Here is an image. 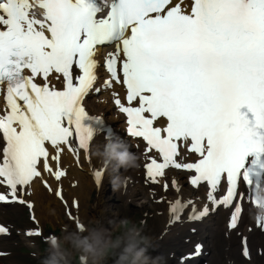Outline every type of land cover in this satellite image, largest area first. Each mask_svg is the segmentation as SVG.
<instances>
[{
	"label": "snow or ice",
	"instance_id": "1",
	"mask_svg": "<svg viewBox=\"0 0 264 264\" xmlns=\"http://www.w3.org/2000/svg\"><path fill=\"white\" fill-rule=\"evenodd\" d=\"M116 85L126 89L127 106L112 93L126 131L145 143L146 182L173 168L194 190L207 188L202 211L191 198L169 202L170 223L189 204V220L223 207L236 230L264 180V0H0V203L30 209L28 236L43 233L25 197L37 179L52 191L45 173L66 176L63 152L78 165L83 154L101 182L106 164L93 163L90 142L103 119L84 101ZM172 187L180 192L175 179Z\"/></svg>",
	"mask_w": 264,
	"mask_h": 264
},
{
	"label": "clouds",
	"instance_id": "2",
	"mask_svg": "<svg viewBox=\"0 0 264 264\" xmlns=\"http://www.w3.org/2000/svg\"><path fill=\"white\" fill-rule=\"evenodd\" d=\"M93 156L111 167L114 192L126 193L129 177L119 169L139 167L141 155L133 152L121 138L106 139L92 147ZM252 218L264 222V202H257ZM94 218L79 222L75 230L65 229L60 236L47 239V258L41 264H162L163 258L150 255L151 239L130 218L107 221Z\"/></svg>",
	"mask_w": 264,
	"mask_h": 264
},
{
	"label": "rangeland",
	"instance_id": "3",
	"mask_svg": "<svg viewBox=\"0 0 264 264\" xmlns=\"http://www.w3.org/2000/svg\"><path fill=\"white\" fill-rule=\"evenodd\" d=\"M111 194L112 193H108L105 195L104 193L102 194V197L106 198L105 202L107 203V205H109L108 210L114 212V215L106 218V220L103 222L104 226L109 227L107 223L108 220L128 217L138 228H142L144 234L151 239V247L149 251L152 257H162V264H181V260L178 258V254L182 253V251L190 245V241L186 240L185 242L180 243L177 240L183 239V237L188 235L189 233L182 232V235H170L169 233L165 232V234L161 226L162 221H160L161 213L159 210L156 211L148 203H142L136 206L129 205L127 211L124 213L122 212V208L126 205V197L122 196L120 193H116L115 196L112 197L114 200H112ZM17 213V217L12 215L11 218H9L8 216H6V219L12 222L14 226H17L19 222H22V220H26V214L22 207H17ZM44 216L48 217V220L43 223L45 224V228L42 227L44 232L47 231L46 226H48L47 229L55 231L57 236H60L65 229L73 230L72 222L64 217L61 210L56 211L55 214L47 212ZM16 219H19V222ZM89 220L92 219L89 218ZM200 227L201 224L193 229L197 230L194 231L197 236H199ZM204 232H206V230ZM221 235H224L222 231L220 232V234L215 232L210 233V237L207 238L206 245H209L211 248V257H208V255H206L205 258L201 259L198 264H225L219 248L217 246L213 247L215 245L214 242L217 241V239L220 238L221 240H223V238H221ZM16 240H18L19 242L27 241L26 239L19 238H17ZM34 244L40 246V251L38 252H41L43 245H45L39 238L35 239ZM262 253L264 256V247H262ZM35 257L36 258L33 264H41L39 262L38 255H35ZM259 258L264 262L262 254L259 255ZM184 264H192V261H188L185 259Z\"/></svg>",
	"mask_w": 264,
	"mask_h": 264
},
{
	"label": "bare ground",
	"instance_id": "4",
	"mask_svg": "<svg viewBox=\"0 0 264 264\" xmlns=\"http://www.w3.org/2000/svg\"><path fill=\"white\" fill-rule=\"evenodd\" d=\"M73 176L76 177L75 185L69 186L68 181L63 180L64 186L58 187L60 189L61 195L62 196L64 195L65 199L67 198L70 199V196L72 194H79L80 192H82L86 197L89 191L93 190L90 177L84 172L75 173ZM41 190H43L41 185H39L37 181H34L30 189L31 195L25 197L27 200H31L33 211L36 217L42 215V212H46V207L49 208L46 199L42 198ZM103 191H104L103 188H99L95 192V196L92 201L93 207L92 209H90V211L87 210V205L85 200L79 201L78 207L80 208L81 216H86L88 219L98 218L101 219L102 222H104L106 218H109L110 216L114 215V212L108 210L109 205H107V203L105 202L106 198L102 197ZM52 193L53 192H51L52 197L55 200H57ZM139 198L140 197H135L134 200L139 201ZM252 212H254V210H250V209H247L246 211L243 212L239 229H240V236L248 235V240L251 246L254 248L258 244L259 245L262 243L264 244V233H260L258 231L259 230L258 221L252 218L251 215ZM212 214L213 215L209 216L203 222L202 228L201 230H199V233H201V235H203L204 238H209L211 232H214V230H218L222 227L225 212L222 211L221 209H218L214 213L212 212ZM160 219H161L160 221H162L161 226L163 227V231H166L170 235L180 234L185 228H187L186 225L188 224V221L184 217H182L181 221L170 223V220L172 218L168 217L162 211ZM249 229L251 230L249 231ZM205 230H207L206 233L204 232ZM234 238L237 237L234 234L229 233L224 242L225 245L224 251L228 256H232V258H234V254L232 253V250L234 248V242H232V239ZM205 253L208 255V257H211L212 252L209 245L205 246ZM253 261L255 264H258L260 262V259L256 258L254 255Z\"/></svg>",
	"mask_w": 264,
	"mask_h": 264
}]
</instances>
